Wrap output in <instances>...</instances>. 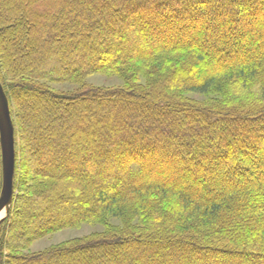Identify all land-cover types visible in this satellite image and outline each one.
Listing matches in <instances>:
<instances>
[{
  "label": "trees",
  "instance_id": "1",
  "mask_svg": "<svg viewBox=\"0 0 264 264\" xmlns=\"http://www.w3.org/2000/svg\"><path fill=\"white\" fill-rule=\"evenodd\" d=\"M97 1L0 0V264H264V0ZM82 223L104 229L21 251Z\"/></svg>",
  "mask_w": 264,
  "mask_h": 264
},
{
  "label": "rangeland",
  "instance_id": "2",
  "mask_svg": "<svg viewBox=\"0 0 264 264\" xmlns=\"http://www.w3.org/2000/svg\"><path fill=\"white\" fill-rule=\"evenodd\" d=\"M101 0L97 1V4H99ZM87 7V5H86ZM140 31L134 30L133 33H139ZM127 36V35H125ZM128 39V37L126 38ZM185 42H188L185 40ZM84 81L90 85L93 86H98V87H120L123 85V80L119 76L116 75H108L105 73H91L87 76L84 77ZM143 82V80H141ZM47 82V84L52 87L54 90L57 91H74L77 88L76 83H71V82H50V81H44ZM186 96L190 97L193 100H196L198 102H207V100H218L217 95L215 94H207V95H199V94H192V93H187ZM84 104V102H82ZM36 105V104H35ZM34 106L33 99L31 97H27L25 107L24 109H30L31 107ZM32 109V108H31ZM60 111V110H56ZM85 173H88V169H85ZM46 203H41L35 200L31 205V209H34L36 212H38V215L35 216L34 220L38 219H44L46 216L45 214L41 211H37V207H41L45 205ZM37 205V206H36ZM39 205V206H38ZM50 209V208H49ZM74 211V209H72ZM29 227L31 226L30 223ZM108 224L112 226H120V221L118 219L112 218L110 219V222ZM104 229V226L99 223H82L76 227H69V228H64L59 231H55L53 233H50L48 235H45L43 237L34 239L32 242H30L27 247L22 249L21 251L23 253H34V252H39L43 251L49 247H52L53 245H57L59 243H62L64 241L70 240V239H77V238H83L86 237L93 232H102ZM67 261V260H66ZM69 262V260L67 261Z\"/></svg>",
  "mask_w": 264,
  "mask_h": 264
},
{
  "label": "water",
  "instance_id": "3",
  "mask_svg": "<svg viewBox=\"0 0 264 264\" xmlns=\"http://www.w3.org/2000/svg\"><path fill=\"white\" fill-rule=\"evenodd\" d=\"M0 155H1V188H0V222L6 216L13 194V176L15 167L14 128L9 110L8 99L0 83Z\"/></svg>",
  "mask_w": 264,
  "mask_h": 264
},
{
  "label": "bare ground",
  "instance_id": "4",
  "mask_svg": "<svg viewBox=\"0 0 264 264\" xmlns=\"http://www.w3.org/2000/svg\"><path fill=\"white\" fill-rule=\"evenodd\" d=\"M5 215V211L2 210V212L0 213V217L4 216Z\"/></svg>",
  "mask_w": 264,
  "mask_h": 264
}]
</instances>
